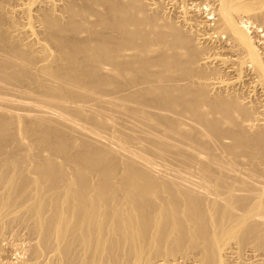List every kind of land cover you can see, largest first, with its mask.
I'll list each match as a JSON object with an SVG mask.
<instances>
[{
  "label": "bare ground",
  "instance_id": "obj_1",
  "mask_svg": "<svg viewBox=\"0 0 264 264\" xmlns=\"http://www.w3.org/2000/svg\"><path fill=\"white\" fill-rule=\"evenodd\" d=\"M171 1L0 0L7 264H264V0Z\"/></svg>",
  "mask_w": 264,
  "mask_h": 264
},
{
  "label": "rangeland",
  "instance_id": "obj_2",
  "mask_svg": "<svg viewBox=\"0 0 264 264\" xmlns=\"http://www.w3.org/2000/svg\"><path fill=\"white\" fill-rule=\"evenodd\" d=\"M167 1H168V2H167ZM201 1H202V0H200V3H201ZM158 2H159L160 4H163V3H164L163 5H161V8L164 9V12H165L166 15H169V16H170L171 13H172V12H170V11H172V8L174 7L172 1L170 2V0H166V1H165V0H164V1H163V0H162V1H161V0H158ZM202 2H203V5H202V3L200 4L199 1H197L198 4L196 3V1H194V3H192V5H190L191 2H190V3L188 2V3H189V7H193V8L196 7L195 9H197L198 5L200 4L199 7H200V9H202V12H204V9L207 8V6H206V3H204V1H202ZM178 4H179V2H178ZM193 5H195V6H193ZM196 5H197V6H196ZM178 6H179V5H177V7H178ZM180 6H181V5H180ZM180 6H179V7H180ZM201 6H202V7H201ZM199 7H198V8H199ZM168 12H169V13H168ZM205 12H206V11H205ZM205 12H204V13H205ZM261 30H262V29L259 30V34L261 33V34L263 35L264 32H261ZM262 35H260V36H262ZM194 171H195V170H193V173H194ZM18 229H19V230H18ZM14 230H16V231H14L12 234H10V238H9V236H8L9 234L7 235L8 239L5 237V240H9V241H3V242H1V245L4 244V245H2V246H4L5 251H6V253L9 254V256H8V255L6 256L8 260H6V257H5V256H3L4 258L1 257V258H0V259H1L0 261H1V262H0V263L5 262V264H7V262H10V260H11V262L15 261V260H13V258H14V259H17V257H21L20 255H22V251L20 250L19 247H21L22 250L24 251V254H23V255L26 254V252H25L26 250H24V249H26V248L28 247L27 245H29V243H30V242H29V239H28V236H27L26 234H24V233H25V230L22 229V228L16 227ZM17 230H18V231H17ZM21 230H22V232H21ZM23 230H24V231H23ZM19 231H20V233L18 234ZM23 232H24V233H23ZM16 233H17L18 235H20V236L17 237ZM13 234H14L15 236H14ZM23 234L26 236V239H25V237H24ZM12 235H13V237H12ZM21 235H23L24 239L22 238ZM15 237H17L18 239H16ZM14 238H15V239H14ZM13 239H14L15 241H13ZM21 239H22V240H21ZM16 240H19V241H16ZM23 240H24V241H23ZM10 241H11V244H10ZM5 242H7V243L5 244ZM22 242H23V243H22ZM25 242H26L27 244H26ZM8 243H9V244H8ZM12 243L15 244V246H16L15 248L13 247L14 245H13ZM20 243H22V244L20 245ZM7 244H8V245H7ZM12 245H13V246H12ZM19 245H20V246H19ZM22 245H23V246H22ZM24 245H25L26 248L24 247ZM5 246H7L8 248H11L12 250L19 249L20 251H19V250H17V251L15 250L16 253L18 254V255L16 256V253H13V254H12V253H10V252H7V248H6ZM12 247H13V248H12ZM17 247H18V248H17ZM15 251H14V252H15ZM12 252H13V251H12ZM18 252H19V253H18ZM20 253H21V254H20ZM10 254H11V255H14V256H11ZM23 255H22L23 259L27 258L26 255H25V256H23ZM15 256H16V257H15ZM8 257H9V258H8ZM24 257H25V258H24ZM2 259H3V260H2ZM9 259H10V260H9ZM18 259H19V258H18ZM18 259H17V260H18ZM17 260H16V261H17ZM16 261H15V262H16ZM15 262H14V263H15ZM3 264H4V263H3Z\"/></svg>",
  "mask_w": 264,
  "mask_h": 264
}]
</instances>
